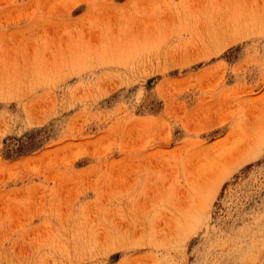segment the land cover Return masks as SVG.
I'll use <instances>...</instances> for the list:
<instances>
[{"label":"rangeland","instance_id":"374dc122","mask_svg":"<svg viewBox=\"0 0 264 264\" xmlns=\"http://www.w3.org/2000/svg\"><path fill=\"white\" fill-rule=\"evenodd\" d=\"M0 264H264V0H0Z\"/></svg>","mask_w":264,"mask_h":264}]
</instances>
